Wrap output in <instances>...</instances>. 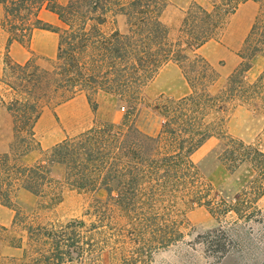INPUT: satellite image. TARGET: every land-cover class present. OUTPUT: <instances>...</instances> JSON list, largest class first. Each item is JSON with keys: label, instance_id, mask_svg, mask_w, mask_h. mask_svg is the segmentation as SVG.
<instances>
[{"label": "trees", "instance_id": "16d2710c", "mask_svg": "<svg viewBox=\"0 0 264 264\" xmlns=\"http://www.w3.org/2000/svg\"><path fill=\"white\" fill-rule=\"evenodd\" d=\"M246 2L259 9L241 62L214 92L220 74L200 50ZM167 5L168 0H0V26L9 35L1 79L9 100H0L12 133L8 149L0 148V205L16 212L13 226L23 225L32 240L29 250L25 236L18 244L11 242L23 250L21 259L13 258L15 264H150L157 250L183 238V209L206 207L218 219L233 212L248 220V209L264 197V138L248 142L228 132L232 108L264 109L255 102H264V71L256 83L247 81L254 59L264 58V0L194 1L177 39L164 21ZM43 11L57 15L62 25L43 20ZM119 18L126 21L124 30H106ZM38 30L59 36L50 69L33 60L14 62L9 54L13 43L28 44ZM170 62L180 67L191 93L155 102L147 87ZM100 92L117 98L125 111L122 122L97 123L43 150L35 129L44 109L85 94L96 111ZM144 111L159 120L154 135L138 124ZM34 151L42 158L29 164L26 158ZM206 154L232 174L252 170L251 180L242 191L223 189L213 195L199 168ZM66 189L106 193L107 201L98 199L87 212L94 219L90 226L82 219L52 226L24 223L21 191L38 198L35 207L26 209L39 218L62 202ZM113 227L114 247L101 248L96 236ZM3 232L10 235L6 228Z\"/></svg>", "mask_w": 264, "mask_h": 264}, {"label": "rangeland", "instance_id": "374dc122", "mask_svg": "<svg viewBox=\"0 0 264 264\" xmlns=\"http://www.w3.org/2000/svg\"><path fill=\"white\" fill-rule=\"evenodd\" d=\"M60 1L62 4L69 2V0ZM194 1L205 4V0H168L164 21L171 31L172 39H177L185 13ZM258 9V4L254 2L242 3L219 36L200 50V54L209 60L220 74L213 88L214 92H218L225 85L229 75L239 66L241 62L239 54ZM41 17L54 26L62 25L58 16L50 12H44ZM2 20L3 14L0 13V24ZM114 27L124 30L126 28L125 19L119 18L115 25L108 24L106 30ZM8 40V33L0 26V99L5 101L9 98L1 79L5 69ZM58 43V34L38 30L28 44L13 43L9 54L14 62L26 63L33 60L40 67L50 69L57 60ZM225 48L231 51L230 54ZM263 71L264 58L256 57L252 70L247 74L248 83H256ZM146 93L155 102L162 99H180L191 93V87L180 67L170 62L162 66L155 79L147 87ZM95 101L98 105L96 111H93L85 94L78 95L60 105L52 104L46 107L35 129L42 149L49 150L67 137L85 131L97 123L118 124L122 122L125 111L117 98L100 92L96 95ZM255 102L264 107L261 99L258 98ZM138 124L143 131L152 135L157 133L160 126L158 118L150 111L141 113ZM228 132L233 137L248 142L264 138V109L255 111L239 105L232 108L228 114ZM11 135V119L0 100L1 150L8 149ZM207 156L206 154L199 161V168L214 188L213 195L223 189L242 191L253 176V171L250 169L232 174L223 165L210 162ZM41 158L40 151H34L27 156L26 162L32 164ZM63 195V200L58 206L50 211L39 213V218H36L26 208L35 207L38 198L27 191H21L18 200L21 209L27 210L23 212L24 223L35 226L37 223L52 226L82 219L90 226L94 219L87 215L88 210L98 199L107 201V195L104 192L80 193L66 189ZM247 214L250 216L248 220L239 219L233 212L218 219L206 207L196 206L183 209V215L179 217L180 232L183 238L168 248L157 250L150 264H264V197L251 205ZM15 217V211L0 205V264H15L13 258L23 257V250L10 246L11 242L18 244V239L22 236H25L24 248L29 250L32 247V240L28 239V235L23 232V225L13 226ZM115 222L116 220L113 226L117 227ZM116 227L102 237L96 236L101 248L107 250L114 247L113 231ZM3 228L10 230V235L3 232Z\"/></svg>", "mask_w": 264, "mask_h": 264}, {"label": "crops", "instance_id": "0c3cea01", "mask_svg": "<svg viewBox=\"0 0 264 264\" xmlns=\"http://www.w3.org/2000/svg\"><path fill=\"white\" fill-rule=\"evenodd\" d=\"M44 12H49V11H43V13H44ZM43 13H42V14H43ZM50 13H51V12H50ZM52 14H53V13H52ZM54 15H55V14H54ZM56 16H57V15H56ZM225 49H227V48H225ZM227 51H228L227 53H229V54H230V52H231V51H230V50H228V49H227ZM251 70H252V69H251Z\"/></svg>", "mask_w": 264, "mask_h": 264}]
</instances>
